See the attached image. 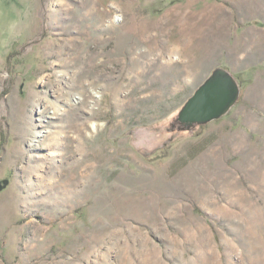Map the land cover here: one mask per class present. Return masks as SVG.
Masks as SVG:
<instances>
[{
  "label": "rangeland",
  "instance_id": "rangeland-1",
  "mask_svg": "<svg viewBox=\"0 0 264 264\" xmlns=\"http://www.w3.org/2000/svg\"><path fill=\"white\" fill-rule=\"evenodd\" d=\"M0 264H264V0H0Z\"/></svg>",
  "mask_w": 264,
  "mask_h": 264
},
{
  "label": "water",
  "instance_id": "water-1",
  "mask_svg": "<svg viewBox=\"0 0 264 264\" xmlns=\"http://www.w3.org/2000/svg\"><path fill=\"white\" fill-rule=\"evenodd\" d=\"M239 97V89L232 77L218 72L201 85L180 111L182 124H203L225 114Z\"/></svg>",
  "mask_w": 264,
  "mask_h": 264
},
{
  "label": "trees",
  "instance_id": "trees-1",
  "mask_svg": "<svg viewBox=\"0 0 264 264\" xmlns=\"http://www.w3.org/2000/svg\"><path fill=\"white\" fill-rule=\"evenodd\" d=\"M254 24H256V23L254 22Z\"/></svg>",
  "mask_w": 264,
  "mask_h": 264
},
{
  "label": "bare ground",
  "instance_id": "bare-ground-1",
  "mask_svg": "<svg viewBox=\"0 0 264 264\" xmlns=\"http://www.w3.org/2000/svg\"><path fill=\"white\" fill-rule=\"evenodd\" d=\"M118 20V19H117Z\"/></svg>",
  "mask_w": 264,
  "mask_h": 264
}]
</instances>
